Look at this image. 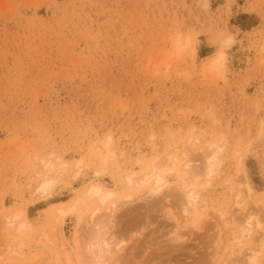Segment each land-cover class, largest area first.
<instances>
[{"label":"rangeland","instance_id":"1","mask_svg":"<svg viewBox=\"0 0 264 264\" xmlns=\"http://www.w3.org/2000/svg\"><path fill=\"white\" fill-rule=\"evenodd\" d=\"M85 221L121 264H264V0H0V264H81Z\"/></svg>","mask_w":264,"mask_h":264},{"label":"bare ground","instance_id":"2","mask_svg":"<svg viewBox=\"0 0 264 264\" xmlns=\"http://www.w3.org/2000/svg\"><path fill=\"white\" fill-rule=\"evenodd\" d=\"M177 46H178V49L180 50L182 48V45L180 44L179 41H177ZM220 55V54H219ZM223 61H224V56L223 54H221L219 57H217L216 59H213L210 64L208 65V70H209V73H212L214 72L216 69L222 71V67H223ZM217 71V70H216ZM221 73V72H220ZM213 75V74H212ZM194 139V138H192ZM192 140H190L191 142ZM109 144V141L107 142ZM189 143V142H188ZM106 144V143H105ZM196 144V143H195ZM214 144V143H213ZM186 146V145H185ZM184 146V147H185ZM187 147V146H186ZM184 149V148H183ZM186 149V148H185ZM205 149V147L203 148V150ZM201 150V149H200ZM186 151V150H185ZM207 151V150H206ZM203 153V152H202ZM205 153V151H204ZM217 151L210 155L208 157V154H206V166H205V169L208 168V171L212 172L213 171V168L215 167V165H217ZM169 161H168V158H170ZM166 158L167 162L166 164H158V165H154L151 170L147 173H145L142 177L139 178L138 181H140V184L142 185H147V190L145 192V196L147 197H153L151 200H148L147 204H145V209L149 206V205H152V204H155L157 203L158 201H161L160 199L161 196L159 197V194H161V192L167 187V179L163 176V174L161 173V171L163 170V167L166 165L168 167H171V166H177L178 164V161L179 159L176 157V156H172V153H171V156ZM208 157V158H207ZM204 158V159H205ZM161 163V162H160ZM84 164V163H83ZM83 166V165H82ZM49 167V166H48ZM80 167V166H79ZM166 167V169L168 168ZM181 167L185 170H189L191 171V169L193 168L190 164H189V161H186L185 163H183L181 165ZM216 171V170H215ZM77 173V172H76ZM183 176V175H182ZM199 178V176L197 177ZM129 181L132 182L134 181V178L133 177H130L129 178ZM201 181V180H200ZM199 181V179H196L194 181H192L191 183V186L190 187H186V186H183V185H179L177 188L180 189L181 191H177L176 190V187L174 188L175 191H177L175 194L173 193L172 189H171V193L168 192L169 195H173L174 198L176 199H179V201H183L184 205L182 206L183 207V211L185 212V214L187 216H189V212L191 210H193L195 208V204H196V201H197V195L195 193V186L198 185V184H201V182ZM204 184V183H203ZM51 185V181H48L47 183L44 184V186H42L44 189H47L49 186ZM174 187V186H173ZM146 188V187H145ZM49 190V188H48ZM170 191V190H169ZM180 192V194H179ZM89 197H96L100 202L102 203H105L110 197L111 195L113 194V192H110L108 190H106L103 186L101 185H97V184H93L91 185V187L89 188ZM167 193V191H166ZM179 194V195H178ZM128 195H131V194H128ZM127 196V194H126ZM158 196V197H157ZM114 197V196H113ZM142 197V196H141ZM147 197V198H148ZM130 198L131 196L128 197L127 201H130ZM144 198V197H143ZM118 200V199H117ZM80 201H83L80 200V199H77V201H75L73 204L69 205L68 207L66 208H60L59 209V215H60V218H64L68 213H71V212H74L78 207L77 205L80 203ZM120 201V200H119ZM178 201V200H177ZM121 202V201H120ZM126 202V201H125ZM116 203V202H115ZM124 202H122L123 204ZM180 204L182 202H179ZM114 206V204H113ZM113 206H110L111 208ZM122 206V205H121ZM124 206V204H123ZM147 206V207H146ZM110 208V209H111ZM113 209V208H112ZM115 209V208H114ZM111 211V210H110ZM112 213H113V210H112ZM24 213L22 212H19L17 211V213L13 216L15 217V219H19L20 217H24L23 216ZM97 215V214H96ZM192 215V214H190ZM199 215V214H198ZM111 216V214H110ZM145 216V215H144ZM96 217V216H95ZM141 217H142V213H141ZM141 217L140 216H137L135 217L134 219H132V221L134 223H139L140 220H141ZM193 217V216H192ZM14 219V218H13ZM14 219V221H15ZM8 220V219H7ZM14 221L12 220V217L9 218L8 222L9 223H14ZM19 221V220H18ZM97 221V220H96ZM95 221V222H96ZM6 222V223H8ZM26 222V221H24ZM23 222V223H24ZM94 222V221H93ZM21 223V226L24 227V225L26 224H23ZM83 223V222H82ZM85 223L87 224V222L85 221ZM84 223V225H85ZM90 223V222H89ZM88 223V224H89ZM23 224V225H22ZM87 224V225H88ZM94 224V223H93ZM92 224V225H93ZM90 226L91 223L89 224ZM81 229V228H80ZM88 229V228H87ZM94 229V228H93ZM98 229V228H97ZM82 230V229H81ZM98 230L101 231V229L99 228ZM86 234V233H85ZM245 236V233L242 232V236ZM80 238V237H79ZM241 238V237H240ZM175 240H178V239H174ZM78 241V240H77ZM107 240H105L104 238L102 239V241L98 242L97 246L94 248L93 252L89 253L88 251H86V254L81 257V264H88L89 261H93V260H97V259H100V260H104V261H107V264H121V258L120 256H116L114 258H112V260L109 259V256L107 254L110 253V251L112 250L110 248L111 246V243L108 244L106 242ZM84 243H82L83 245ZM86 245V244H85ZM79 248V246H77ZM80 248H84V247H81ZM168 249V248H167ZM87 250V248H86ZM122 250V247H118L117 248V251H121ZM167 251V250H166ZM158 251H155L154 253H156ZM160 252V250H159ZM163 252V251H161ZM70 253V251H69ZM72 253V252H71ZM80 256V255H79ZM108 256V258H107ZM256 258H257V255L255 253H252V255L249 256L248 259H246L245 263L246 264H252L254 261H256ZM66 263L65 264H72V258L69 254H66Z\"/></svg>","mask_w":264,"mask_h":264},{"label":"snow or ice","instance_id":"3","mask_svg":"<svg viewBox=\"0 0 264 264\" xmlns=\"http://www.w3.org/2000/svg\"><path fill=\"white\" fill-rule=\"evenodd\" d=\"M88 232H86V246L89 253L93 252L94 248L97 246L98 242L102 241L103 237L101 231L93 229L91 226L86 225ZM88 264H107V261L104 260H93L89 261Z\"/></svg>","mask_w":264,"mask_h":264}]
</instances>
